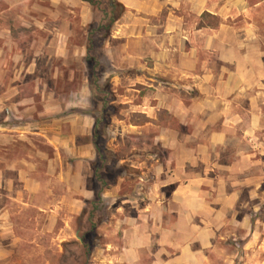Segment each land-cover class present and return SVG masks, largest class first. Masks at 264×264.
<instances>
[{"label": "crops", "instance_id": "crops-1", "mask_svg": "<svg viewBox=\"0 0 264 264\" xmlns=\"http://www.w3.org/2000/svg\"><path fill=\"white\" fill-rule=\"evenodd\" d=\"M118 1L126 12L101 62L113 72L122 106L110 134L132 136L133 157L120 159L137 171V183L130 197L126 178L103 192L110 217L91 264H171L168 248L177 249L179 236L187 251H202L234 213L225 201L235 193L219 180L236 161L223 163L220 151L229 148L234 118L251 115L236 106L251 99L250 86L264 85V63L244 62L245 52L240 60L227 56L239 45V30L223 23L235 0L220 1L222 10L216 0ZM167 6L192 13L163 16ZM253 8L264 20V0L247 5L246 17ZM205 12L222 18L220 26L198 28ZM93 16L83 0H0V264H52L49 252L57 264L63 244L79 240L77 218L94 199L95 117L85 65ZM244 33L248 51L258 36ZM64 80L79 87L61 94ZM205 131L212 138L199 141ZM112 140L108 146L122 153L124 145Z\"/></svg>", "mask_w": 264, "mask_h": 264}, {"label": "rangeland", "instance_id": "rangeland-1", "mask_svg": "<svg viewBox=\"0 0 264 264\" xmlns=\"http://www.w3.org/2000/svg\"><path fill=\"white\" fill-rule=\"evenodd\" d=\"M220 1L222 0H216V5H213L214 9L222 10L225 8V2L221 4ZM239 2H242V0H235L232 5L228 6L227 11L230 17L223 22L226 23V27L240 32V38H236V34L234 36L239 41V45L236 46L235 50L228 49L227 56L240 60L244 57L243 52H245V55L248 54V58H244V62H250L251 65L258 66L257 64L264 63L261 58H264V52H261V50H264V20L261 17L263 12L260 9L255 10L253 8L249 11V16L246 17L243 12L246 11L247 5H250V7H253V5L248 1H246L248 3L246 5ZM213 6L211 7L213 8ZM168 8L170 9L168 10ZM169 11H175L177 14L185 12V15L192 13L190 10L180 9L177 11L173 10L172 6H167L163 11V16ZM219 19L221 24L222 18L219 17ZM200 20L201 17L199 23ZM206 20L211 24L216 23L208 17ZM245 30H253L258 36V39H252L254 44L251 45L248 51L246 45L243 44L246 40ZM251 35L253 34L251 33ZM238 46H240L239 49ZM77 76L79 82L82 73H78ZM67 82L66 80L64 82L60 81L58 90L61 94L67 95L70 89L79 87L77 84L69 85ZM249 89L248 94L251 99H245L247 97L245 95L244 99H240L236 108L241 113L242 110L250 107L251 115L243 112L234 118V122H236L233 126L234 130L225 133L226 135L224 134L225 140L230 144L229 148L220 151L223 163H230L233 161L232 159L236 161L235 170L233 172L230 170L224 171L221 180H219V185H222L225 191L235 193L234 198L231 199L232 202L230 199L225 201L227 204L233 203L234 213L229 215V223L224 224L219 229V236L213 244L202 251L198 245L193 246L194 251H187L184 245L186 237L179 236L177 238L179 243L177 249L168 248V254L172 260L171 264H264V85L250 86ZM189 94V97H196L197 91H190ZM203 119L206 120L207 118L201 116L200 121H203ZM221 124L220 122L219 125ZM111 125L110 129L112 127V130L116 131L115 124ZM212 129H216V127H212ZM244 130L250 132L245 134L243 133ZM210 137L212 138V132L205 131L199 135V141L210 139ZM110 139H113L114 144L119 141L124 145L123 152L118 154L121 159L123 157H133L131 147L134 140L129 133H126L123 137L120 135L114 137L111 131ZM142 140L145 141L146 138L144 137ZM241 153L243 154L240 155ZM243 155H245V160L242 157ZM126 163L130 165L129 161ZM136 173L135 170L126 177L124 193L128 197L133 196L134 184L137 183L135 181L137 178ZM231 216L233 217L232 222H230ZM159 249L161 247H156V251ZM48 258L51 259L52 264H56L54 254L51 255L49 252Z\"/></svg>", "mask_w": 264, "mask_h": 264}, {"label": "trees", "instance_id": "trees-1", "mask_svg": "<svg viewBox=\"0 0 264 264\" xmlns=\"http://www.w3.org/2000/svg\"><path fill=\"white\" fill-rule=\"evenodd\" d=\"M88 2L94 11L93 21L89 28L86 72L91 91V108L95 117L93 145L96 158L92 162V187L94 199L87 201L77 218L80 240L63 244V253L59 255L58 264H91L93 255L101 245L102 237L99 228L109 221V205L103 199V192L116 186L118 181L135 171L128 163L121 164L120 156L108 146L110 126L113 118L120 119L116 93L111 79L113 72L103 65V48L114 25L126 12L118 0H83ZM251 5L258 1L247 0ZM210 18L216 23L211 24ZM220 24V19L205 12L201 16L198 28L213 27Z\"/></svg>", "mask_w": 264, "mask_h": 264}, {"label": "water", "instance_id": "water-1", "mask_svg": "<svg viewBox=\"0 0 264 264\" xmlns=\"http://www.w3.org/2000/svg\"><path fill=\"white\" fill-rule=\"evenodd\" d=\"M77 238L80 240V237L79 236Z\"/></svg>", "mask_w": 264, "mask_h": 264}]
</instances>
